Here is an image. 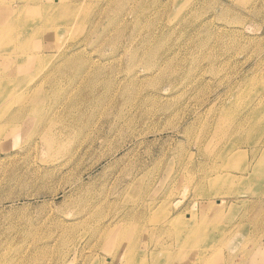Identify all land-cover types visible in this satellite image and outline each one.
<instances>
[{"label":"rangeland","instance_id":"1","mask_svg":"<svg viewBox=\"0 0 264 264\" xmlns=\"http://www.w3.org/2000/svg\"><path fill=\"white\" fill-rule=\"evenodd\" d=\"M36 1L0 0L39 54L0 58V264H264V0H94L58 36ZM43 97L40 131L96 141L76 164L47 161Z\"/></svg>","mask_w":264,"mask_h":264},{"label":"bare ground","instance_id":"2","mask_svg":"<svg viewBox=\"0 0 264 264\" xmlns=\"http://www.w3.org/2000/svg\"><path fill=\"white\" fill-rule=\"evenodd\" d=\"M6 1V0H5ZM33 1V0H32ZM89 1H94V0H80V1H73V0H38V1H36L38 4L37 5H39L40 6V11L42 12V16H43V18H45V20L47 21V22H49V21H52L53 19H55L59 14H60V16H61V18H62V22L60 23V24H58V26H55V29L56 30H58L57 32H56V35L58 36V34H59V29L60 28H63V29H66V31L68 30V32H69V28H70V26H71V24L73 25V23H76L78 26L79 25H81L82 23H83V21H84V18H83V16H82V11H83V9H82V7L86 4V3H88ZM99 1V0H98ZM100 1H103V0H100ZM4 3V2H3ZM3 3H1V4H3ZM0 4V7L2 6ZM30 4H32V3H30ZM26 5V4H24V5H19V4H17V3H15V2H12L11 4H5V7H7L6 8V11L5 12H3V17H2V19L0 20V46H3L4 47V49H0V58H3L5 61L4 62H6L7 63V61H8V64H10L11 65V67H14L15 68V73H11V75H13V76H19L21 73H20V70H17V69H19L21 66H22V64L24 65V61H25V58L27 59V54H29V58H32L33 60H37L38 58H39V54L36 52V51H32L31 52V46H29V45H27L28 43H27V41H25L27 44H18V43H14V42H6V37L5 36H12L13 37V35H15V30H16V28L18 27V26H22V25H25L24 24V14H23V12H24V10H27V8H28V6H31V5ZM113 4L114 5H116V8L117 9H121V7L123 6V0H105V8L106 9H108V8H110V7H112L113 6ZM33 5V4H32ZM9 7V8H8ZM3 8V7H2ZM2 8H0V10L2 9ZM31 8V7H30ZM31 10V9H30ZM29 10V11H30ZM30 15V14H29ZM101 16H102V13H99V15H97V16H94V17H91L90 19H89V22L93 25V27H92V30H91V32H94L95 31V29L98 27V26H100V20H101ZM121 20H122V17L121 16H117V18H115L114 20H111L110 21V26L111 27H113V28H116V29H118V28H120V22H121ZM22 21V23L20 24V22ZM88 21V20H87ZM86 21V22H87ZM18 24H20V25H18ZM122 24V23H121ZM34 25V24H33ZM42 25V24H41ZM46 25V24H45ZM9 26H11V29H15L14 30V32L13 33H11V34H8L7 33V30H8V28H9ZM27 26V25H26ZM54 27V26H53ZM73 27V26H72ZM22 28H25L24 26H22ZM42 28V27H41ZM95 28V29H94ZM26 29H27V27H26ZM29 29V28H28ZM44 29V28H43ZM78 29H79V27H78ZM41 31V30H40ZM40 31H38V32H40ZM43 31H45V30H43ZM18 33V32H17ZM110 33V32H109ZM83 34V33H82ZM38 35V34H37ZM36 35V36H37ZM43 35V34H42ZM44 36V35H43ZM33 37V36H32ZM44 38V37H43ZM39 39H41V37L39 38ZM104 39V38H103ZM31 40V39H30ZM29 40V41H30ZM21 42V41H20ZM135 43V40H133L132 39V41H131V43H130V46H129V48H132L133 47V45H135L134 44ZM44 45V44H43ZM11 48H14V50H15V52L14 53H19V55L18 56H11V57H7L6 55H7V53H9L10 51H9V49H11ZM16 48V49H15ZM71 48V47H70ZM128 48V49H129ZM17 49L19 50V51H17ZM29 49H30V51H29ZM135 49H136V47H135ZM129 51H130V49H129ZM132 51V50H131ZM134 53H135V50H134ZM41 60H42V58H41ZM117 60V59H116ZM98 61V60H97ZM113 61V60H112ZM26 63V62H25ZM95 63H96V61H95ZM107 63V62H106ZM94 64V63H93ZM21 65V66H20ZM84 67H85V65L82 67V75H84V73H86V74H88L87 73V70H88V68L86 67L85 68V70H86V72H85V70H84ZM92 68V67H91ZM164 69V68H163ZM14 70V69H13ZM6 71V70H5ZM161 71H162V69L161 68H159V73H161ZM51 74V73H50ZM11 75H10V73H8V75H6V74H1L0 73V83H2L3 82V84L0 86V88L1 87H3L6 83H7V81L8 82H15V80H14V78H11ZM16 76V77H17ZM47 77H48V75H47ZM160 77L162 78L163 77V73L160 75ZM84 80V78L81 80V81H83ZM0 96H4V97H6V95H5V93L4 92H0ZM44 101H45V98L43 97L42 99H40L39 101H35V102H33V104L31 105V107H29V110H31L30 112V115H34V118H36V130L34 131L35 132V134L37 133V135H42L41 137H43V139L45 140V143H46V145L48 146V150H49V152H50V156H51V158L49 159V160H47L49 163H50V165H51V167H52V169H56L57 167H64V166H67L68 164H76V162L78 161V159H81L82 158V156L84 155V154H86V153H88V151L92 148V146L95 144V140L92 138L91 139V142L89 143V148H88V150L86 149V147L84 148V149H82L81 147H82V145L81 146H75L74 148H70V147H68L66 144H64V141L63 140H61L60 139V137H59V133H55L54 132V130L53 131H49V130H45V131H40L41 129H43V127L45 126V123H46V120H47V118L44 116V114H43V112H41V111H39L37 108H34L35 107V105H36V103H37V105L38 106H41L43 103H44ZM0 110H1V108H0ZM27 112V111H26ZM24 115H25V111H24V113H23ZM22 114V115H23ZM31 118H33V117H31ZM34 122V121H33ZM27 123V122H26ZM25 123V124H26ZM31 123V122H30ZM35 123V122H34ZM38 125V126H37ZM30 126H32V125H30ZM50 127V126H49ZM49 127H48V129H49ZM39 128V129H38ZM93 128V127H92ZM95 129V128H94ZM33 131H32V133H34ZM91 133V132H90ZM98 133V132H97ZM106 133V132H105ZM82 135H83V139L84 140H87L88 141V139L90 138V134L89 133H83L82 132ZM103 135V139H105V135H104V133L102 134ZM86 136V137H85ZM94 138H96V137H94ZM97 138H99V137H97ZM100 138H102V136H100ZM41 140V139H40ZM97 140V139H96ZM43 144H44V142H42ZM35 144H37V143H35ZM42 144V145H43ZM86 144H88V143H86ZM85 144V145H86ZM41 145V146H42ZM38 146V145H37ZM45 146V145H44ZM40 148V147H39ZM44 149H46L45 147H43ZM42 148V149H43ZM43 149V150H44ZM49 152H47V153H49ZM82 152H83V154H82ZM47 156H48V154H47ZM65 159V160H64ZM47 161H46V163H47ZM62 167V168H63ZM71 167V166H70ZM39 172L40 173H46L47 174V170L46 169H43V168H40L39 167ZM251 175V174H250ZM221 178V177H220ZM246 181V180H245ZM83 185V177L80 175V177L77 179V180H75V182L74 183H72L71 184V186H70V188H71V191H72V194H75V193H77V191L80 189V187ZM64 194H65V196H67L68 195V192H65V190H64ZM25 199V198H24ZM37 199V198H36ZM31 204V203H30ZM26 205V204H25ZM29 207V206H28ZM81 214V213H80ZM76 218V217H75ZM18 219V218H17ZM81 219V218H80ZM14 220V219H13ZM118 220V218L117 217H112L111 219H110V221H109V226H112L113 225V223H116V221ZM185 221V220H184ZM183 221V222H184ZM120 222V220L118 221V223ZM19 223V222H18ZM80 223V222H79ZM103 223V222H102ZM174 223V222H173ZM9 226V225H8ZM15 227V226H14ZM13 228V227H12ZM8 229H9V227H8ZM164 231V230H163ZM167 232H168V230H167ZM162 234V233H161ZM164 234H166V233H164ZM164 234H163V236H164ZM249 235V234H248ZM252 236V235H251ZM245 238H247V236L245 237ZM250 240V239H249ZM254 240H255V238H254ZM13 241V240H12ZM184 241V240H183ZM250 241H252V240H250ZM221 242V241H220ZM237 242V241H236ZM254 242V241H253ZM202 243H204V242H202ZM201 243V244H202ZM222 243H223V241H222ZM251 243V242H250ZM182 244V243H181ZM209 245V244H208ZM237 245V244H236ZM255 245V244H254ZM207 246V245H206ZM192 247V246H191ZM205 247V246H204ZM215 247V246H214ZM245 247V246H244ZM251 247V246H250ZM30 248V247H29ZM202 248V247H201ZM222 248H224V247H222ZM241 248V247H240ZM263 248V247H262ZM28 249V248H27ZM217 249V248H216ZM215 249V251L214 252H216V251H218V250H216ZM219 249V248H218ZM261 249V248H260ZM5 251V250H4ZM28 251V250H27ZM221 251V250H220ZM243 251V250H242ZM247 251V250H246ZM6 252V251H5ZM35 252L37 253V250H35ZM200 252H202V251H200ZM210 253H211V251H210ZM209 253V254H210ZM238 253V252H237ZM249 253V252H248ZM248 253L246 254L247 255V257H248ZM22 254V253H21ZM208 254V255H209ZM215 254V253H214ZM240 254V253H239ZM244 254V253H243ZM24 255V254H23ZM32 255V254H31ZM222 255V254H221ZM256 255V254H255ZM261 255V254H260ZM26 256V255H25ZM250 256V255H249ZM36 257V256H35ZM211 257V256H210ZM31 258V257H30ZM224 258V257H223ZM243 258H245V257H243ZM255 258V257H254ZM204 259V258H203ZM207 259V258H206ZM211 259V258H210ZM21 260H22V258H21ZM219 260V259H218ZM156 261V260H155ZM199 261V260H198ZM244 261V260H243ZM202 262V261H201ZM204 262V261H203ZM202 262V263H203ZM206 262V261H205ZM213 262V259H212V261H211V263ZM248 262H251V260L250 259H247V263ZM200 263V262H199Z\"/></svg>","mask_w":264,"mask_h":264}]
</instances>
